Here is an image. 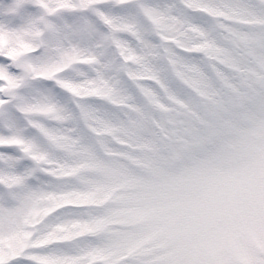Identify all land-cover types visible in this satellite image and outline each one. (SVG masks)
I'll use <instances>...</instances> for the list:
<instances>
[{"label": "snow or ice", "instance_id": "6c2138e0", "mask_svg": "<svg viewBox=\"0 0 264 264\" xmlns=\"http://www.w3.org/2000/svg\"><path fill=\"white\" fill-rule=\"evenodd\" d=\"M240 106L264 119V0H0V264H141L96 234L49 239L87 206L27 231L40 201L89 190L54 168L110 163L101 133L187 162Z\"/></svg>", "mask_w": 264, "mask_h": 264}, {"label": "rangeland", "instance_id": "374dc122", "mask_svg": "<svg viewBox=\"0 0 264 264\" xmlns=\"http://www.w3.org/2000/svg\"><path fill=\"white\" fill-rule=\"evenodd\" d=\"M238 111V120L208 137L209 150L187 162L179 154L168 157L162 145L120 144L101 133L116 149L105 157L110 163L81 157L76 168H54L53 174L75 176L89 190L40 201L27 231L56 208L87 206L100 215L49 239L96 234L141 264H251L264 253V119L249 117L243 106Z\"/></svg>", "mask_w": 264, "mask_h": 264}]
</instances>
